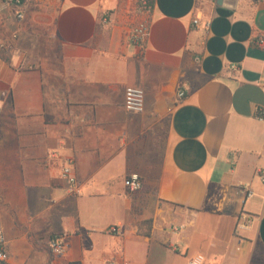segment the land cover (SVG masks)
I'll return each instance as SVG.
<instances>
[{"label":"crops","instance_id":"obj_1","mask_svg":"<svg viewBox=\"0 0 264 264\" xmlns=\"http://www.w3.org/2000/svg\"><path fill=\"white\" fill-rule=\"evenodd\" d=\"M129 1L26 0L19 20L0 1L7 264H264V0H154L138 15ZM140 20L143 51L129 39ZM126 87L144 90L142 113L124 109Z\"/></svg>","mask_w":264,"mask_h":264},{"label":"built area","instance_id":"obj_2","mask_svg":"<svg viewBox=\"0 0 264 264\" xmlns=\"http://www.w3.org/2000/svg\"><path fill=\"white\" fill-rule=\"evenodd\" d=\"M3 4H6L14 11V16L17 20L22 19L24 14V7L26 0H0ZM145 4V0H141ZM149 14L150 11L144 12ZM193 25L199 24V18L195 17L192 21ZM206 27L209 23H206ZM149 34V23L147 20H140L137 22L130 33V42L137 46L141 51L144 50L147 43ZM254 45L264 50V37H258L254 41ZM199 61V60H198ZM234 70L235 67H232ZM186 96L185 91L179 90L177 92L178 102H181ZM145 108V93L141 88L126 87L124 91V109L127 112L142 113ZM1 113V106H0ZM256 118L259 121L264 122V110H259L256 114ZM75 159L72 156L62 159L61 177L67 183V193L71 196L78 197L81 195V183L75 174ZM258 179L264 183V170L258 169L256 172ZM143 188L141 178L138 174L134 173L128 176L126 180V190L128 195H135L139 193ZM245 197L250 198L252 196L251 191H244ZM251 225V221L245 214L240 215L237 218L234 235L240 237L243 231L248 230ZM109 233L116 232L115 228H109ZM8 241L4 233L0 230V264H7L9 260V254L7 249ZM49 251L55 261H66L67 249L65 243L60 237H53L49 241ZM66 264H79L76 262H67ZM107 264H116L114 261H109ZM187 264H205V256L202 253L194 255Z\"/></svg>","mask_w":264,"mask_h":264},{"label":"trees","instance_id":"obj_3","mask_svg":"<svg viewBox=\"0 0 264 264\" xmlns=\"http://www.w3.org/2000/svg\"><path fill=\"white\" fill-rule=\"evenodd\" d=\"M120 1V0H118ZM153 4H154V0H145V4H143L141 2V0H139L138 2V6H139V12H146L147 10H149L151 12L152 8H153Z\"/></svg>","mask_w":264,"mask_h":264},{"label":"rangeland","instance_id":"obj_4","mask_svg":"<svg viewBox=\"0 0 264 264\" xmlns=\"http://www.w3.org/2000/svg\"><path fill=\"white\" fill-rule=\"evenodd\" d=\"M124 2H125V4H126V2L127 1H129V0H123ZM130 2V5L132 6V7H135L134 9H135V13H136V15H138L139 13V6H138V2H139V0H130L129 1ZM122 7H124V6H122Z\"/></svg>","mask_w":264,"mask_h":264}]
</instances>
